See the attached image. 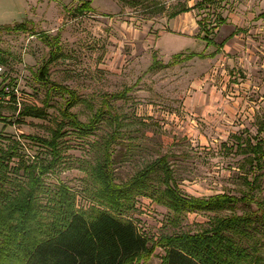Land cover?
I'll return each instance as SVG.
<instances>
[{
	"label": "rangeland",
	"instance_id": "374dc122",
	"mask_svg": "<svg viewBox=\"0 0 264 264\" xmlns=\"http://www.w3.org/2000/svg\"><path fill=\"white\" fill-rule=\"evenodd\" d=\"M83 1L0 0V25L25 20L32 29L0 31V152L7 167L16 171L20 160L50 159L45 141L60 129L59 157L43 177L46 187L63 182L75 193L77 208L97 206L86 197L96 186L87 173L102 163L114 122L104 113L91 133L77 134L61 113L69 95L49 92V84L37 79L49 55L40 36L58 32L61 55L49 65L48 79L76 92L79 100L70 108L72 114L87 123L102 107L121 122L109 150L115 182L129 180L165 156L175 184L186 194H245L242 167L249 166L236 143L256 135L258 121L264 120V0H90L92 7L76 12ZM182 8L188 11L168 17ZM203 36L217 45L206 47ZM222 41L207 60L194 57L150 67L153 54L167 63L178 52L183 53L180 59L190 51L211 53ZM125 87L130 89L123 97H109ZM28 103L43 106L44 117H21L18 111ZM165 111L175 112V119L164 116ZM259 169L260 187L254 194L264 200V164ZM150 182L164 188L160 169ZM40 199L48 205L46 196ZM254 208L238 203L175 218L140 192L126 214L153 245L147 263L161 264L159 241L165 235L207 228L215 216ZM0 264L16 262L0 256Z\"/></svg>",
	"mask_w": 264,
	"mask_h": 264
},
{
	"label": "trees",
	"instance_id": "16d2710c",
	"mask_svg": "<svg viewBox=\"0 0 264 264\" xmlns=\"http://www.w3.org/2000/svg\"><path fill=\"white\" fill-rule=\"evenodd\" d=\"M90 7L91 2L87 0L74 10L80 13ZM187 10L172 11L168 17ZM29 29L32 30L25 20L0 25V31L6 32H25ZM44 34L40 37L49 46V55L41 64L37 79L49 84V92L69 95L61 110L68 123L77 134L84 136L92 132L104 113H108L113 118L115 128L110 140L104 144L102 163L88 170L87 176L96 186L86 197L97 206L86 210L76 207L75 193L69 185L59 182L46 187L43 178L57 164L60 129H56L52 138L45 141L51 158L43 162L20 160L15 171L7 167L4 152H0V256L15 260L16 264H148L147 257L153 251V245L126 214L134 195L141 192L167 207L176 215L175 218L193 211L215 212L238 203L255 205L251 212L215 216L207 228L165 235L159 241L164 249L161 264H264V200L254 194L260 187L259 168L264 164V136L261 135L264 120L258 121L256 135L236 143L239 151L245 154L243 164L249 166V169L242 167L248 190L241 196L229 193L193 196L184 193L175 184L173 169L165 156L156 158L129 180L115 182L109 150L121 124L119 117L99 107L87 123L77 120L70 111L79 100L76 92L48 79L49 65L61 55L60 33ZM201 39L206 46L217 45L207 36ZM222 45L223 41L208 54L190 51L183 59H180L183 53L178 52L167 63L158 62L153 54L150 67L170 66L194 57H211ZM129 89L125 87L109 97L121 98ZM44 113L43 106L31 104L23 105L18 111L21 117L42 118ZM11 151L14 152L13 148ZM21 169L23 175L18 174ZM157 169L163 174L162 189L150 182L151 174ZM248 170L251 175L249 179ZM41 194L46 196L48 205L40 201Z\"/></svg>",
	"mask_w": 264,
	"mask_h": 264
},
{
	"label": "crops",
	"instance_id": "0c3cea01",
	"mask_svg": "<svg viewBox=\"0 0 264 264\" xmlns=\"http://www.w3.org/2000/svg\"><path fill=\"white\" fill-rule=\"evenodd\" d=\"M188 11V10H187ZM184 12H186V11H184ZM178 15V14H177ZM175 17V16H174ZM174 17H172V18H170L171 20L174 18ZM165 33H167V32H165ZM206 47H210V46H206ZM204 52V51H203ZM213 52V51H212ZM205 54H207L206 52H204ZM218 53V51L216 52V54ZM215 54V55H216ZM214 55V56H215ZM211 57H213V56H211ZM210 57H205V58H199V59H203V60H207V59H209ZM214 70V68L212 69V71ZM214 72H216V70L214 71ZM164 116L167 114V115H169V116H171L172 118H174L175 119V117H176V113L175 112H172V113H170V112H168V111H165V113H162ZM193 133H191L190 135H192ZM189 213H192V214H196L197 213V211H193V212H189Z\"/></svg>",
	"mask_w": 264,
	"mask_h": 264
},
{
	"label": "built area",
	"instance_id": "2783aa9c",
	"mask_svg": "<svg viewBox=\"0 0 264 264\" xmlns=\"http://www.w3.org/2000/svg\"><path fill=\"white\" fill-rule=\"evenodd\" d=\"M9 93H10V90L6 89V94H9ZM28 104L35 105V103H28Z\"/></svg>",
	"mask_w": 264,
	"mask_h": 264
}]
</instances>
